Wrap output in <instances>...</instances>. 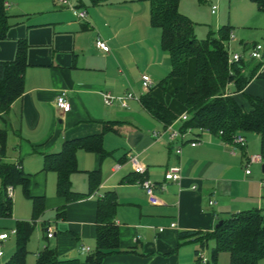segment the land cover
<instances>
[{
  "label": "crops",
  "instance_id": "0c3cea01",
  "mask_svg": "<svg viewBox=\"0 0 264 264\" xmlns=\"http://www.w3.org/2000/svg\"><path fill=\"white\" fill-rule=\"evenodd\" d=\"M8 2L11 26L8 38L0 40V60L15 59L20 39L27 40L29 48L24 93L9 110L0 113V127L7 123L9 134L14 133L18 142L15 158L6 160L18 164L29 177L33 196H45L43 215L54 210V220L41 225L45 238L54 242L62 259L75 260L73 264H95L88 258L91 252L83 248L93 251L96 247L99 200L108 192H113L117 201L115 221L123 252L107 256L101 264H201L197 252L204 248L206 253L210 240L202 247L196 237L181 233H211L229 214L264 207V179L257 168L253 169L263 163L252 164L251 173H246L249 155L261 153L257 133H245L244 146L233 142L226 145L221 136L212 132L200 133L201 143L197 146L171 141L168 134L154 136L155 131L168 125L154 117L142 99L152 96L176 116L169 125L185 127L181 118L186 114L190 117L186 100L195 89L196 60L190 61L187 81L169 77L172 60L162 46V30L151 23L150 0H75L78 8L87 9L86 20H80L75 10L61 7L57 0ZM189 2L180 0L181 12ZM251 2L255 7L251 19L264 26V12ZM246 5L250 8L248 2ZM182 13L191 19L188 13ZM227 24L235 37L229 38L230 50L243 53L244 73L251 75L245 88L233 94L250 109L247 96L264 98V58H251L250 49L257 42L239 29L236 33L229 21L224 25ZM98 37L106 40L109 52L96 46ZM232 44L238 45V50H232ZM145 74L152 79L149 89L142 78ZM64 91L72 104L69 112L56 107L57 96ZM128 92H134L136 98L128 99L124 105L122 99ZM107 94L113 97L112 104L106 103ZM105 125L110 129L104 133V156L85 148L77 150L79 170L71 176L72 188L87 195L67 202L57 193V173L44 169L45 155L59 152L68 140L101 134ZM136 131L153 139L138 153L148 167L146 175L160 185L158 194L163 203L159 205L148 201L139 183L141 176L127 161L129 153L137 152L127 140ZM111 135L124 137L127 142L109 147ZM180 144L179 154L176 150ZM171 166L181 167V180L165 179ZM95 170L100 172V181L92 189L89 172ZM27 199L33 210L32 200ZM212 199L216 204H210ZM14 209L13 205V214ZM15 215L31 220L30 215ZM51 226L54 236L49 238ZM9 234L1 241L3 250L12 235L16 236L13 231ZM15 249L16 246L12 253ZM4 256L5 253L0 256V264L11 258ZM208 258V264H213L212 254ZM218 261L229 264V253L222 252Z\"/></svg>",
  "mask_w": 264,
  "mask_h": 264
},
{
  "label": "trees",
  "instance_id": "16d2710c",
  "mask_svg": "<svg viewBox=\"0 0 264 264\" xmlns=\"http://www.w3.org/2000/svg\"><path fill=\"white\" fill-rule=\"evenodd\" d=\"M7 1L0 0V40L8 38L11 26L5 7ZM253 1L264 12V0ZM150 2L151 23L162 30V46L172 60L169 77L187 81L190 61L193 58L196 60L195 89L186 100L190 118L185 122V127L209 128L213 134L229 142L239 133H257L260 136V154L264 158V98L247 96L251 108L246 109L233 94L245 88L251 75L246 76L244 73V59L240 62H232L230 59V25H224L218 33L200 39L195 34L194 22L180 11V0ZM28 48L27 40L20 39L15 59L0 60V113L9 110L12 103L24 93ZM142 102L154 117L166 125L176 118L169 108L150 95L145 96ZM109 129L105 125L101 134L68 140L59 152L45 155L44 169L57 173V193L65 197L67 202L87 195L75 192L72 188L71 176L79 170L77 150L85 148L104 156V133ZM8 134L9 125L6 123L0 127V217L13 214V197L7 193L8 186L21 184L25 195L33 202V218L17 221L16 249L5 264H27L28 241L37 220L45 211V196H33L30 193L29 177L24 175L18 164L6 160ZM99 181V170L89 172L92 189ZM116 207L113 192H108L99 200L96 247L88 257L95 264H101L109 255L123 252L119 226L115 221ZM64 211L65 207L62 213ZM220 220L223 223L211 233L183 232L181 235L196 237L202 247L214 239L213 264H219L218 258L222 252L229 253V264H264V207L232 213ZM73 261L62 259L55 247L46 246L38 253L36 264H73Z\"/></svg>",
  "mask_w": 264,
  "mask_h": 264
},
{
  "label": "rangeland",
  "instance_id": "374dc122",
  "mask_svg": "<svg viewBox=\"0 0 264 264\" xmlns=\"http://www.w3.org/2000/svg\"><path fill=\"white\" fill-rule=\"evenodd\" d=\"M218 5V11L216 14H213L211 11V5H209L205 0H190L186 7L182 8V12L188 13L191 17L192 21L195 24L196 35L199 38H207L211 34H216L218 29L228 23V21L232 24L236 33H238V29L243 34H250L252 36L251 41L254 40V43L264 44L263 36H264V26H259L255 20L251 19L253 17V12L255 11V7L251 0H214ZM185 2V1H184ZM246 2L250 4V8L247 7ZM251 16H247V15ZM255 15V13H254ZM259 41V42H258ZM232 50H238V45L232 44ZM241 53V52H240ZM117 135H111L108 139V146L112 148H117L121 144L120 142H127L124 137H119ZM122 140V141H121ZM16 136L14 133L8 135L7 139V148L6 155L8 158L12 159L16 156L15 147L17 145ZM260 154V153H256ZM257 168L258 172L262 175L264 179V172L262 166H254L253 169ZM2 182L0 180V188ZM15 192L13 195L14 200V212L22 217L24 215H30L29 219L33 218V210L32 204L29 199H27L23 186L21 184H17L15 186ZM17 208V209H16ZM13 214L11 217L2 218L0 224V231L2 233H10L15 230V226L17 224V219L21 220L23 218H16L17 216ZM39 221H37L36 227L33 230L29 241H28V256H27V264H36L37 256L36 253L38 251L43 250L46 246L53 247L54 242L52 240L48 241L45 238V232L42 228V223L47 221H53L55 217L54 210L49 209L45 212ZM24 220V219H23ZM16 236L12 235L11 239L5 244L4 247V257H11L13 254V249L16 246ZM215 245V240L211 239L209 241V245L206 248V253L208 256L212 254V248ZM12 253V254H11Z\"/></svg>",
  "mask_w": 264,
  "mask_h": 264
},
{
  "label": "built area",
  "instance_id": "2783aa9c",
  "mask_svg": "<svg viewBox=\"0 0 264 264\" xmlns=\"http://www.w3.org/2000/svg\"><path fill=\"white\" fill-rule=\"evenodd\" d=\"M57 1L61 7L70 8V9L75 10L80 20L87 19V16H88L87 9L78 8L75 0H57ZM206 1L211 3L212 12L216 13L218 11V5L214 3L212 0H206ZM5 7L6 8L10 7V3L8 1L6 2ZM234 38H235L234 35L231 33L230 40H233ZM96 46L105 52H109L111 50L106 40H104L102 37H98L96 39ZM229 48H230V44H229ZM249 55L251 58L255 60H263L264 45L261 43L254 44L250 49ZM230 59L232 62H240L242 59H244V55L243 53L233 52L230 50ZM142 78L145 81V88L149 89L152 85L151 77L145 74L142 76ZM131 98H136L134 92H128L125 95V97L122 99V101H124V105H127V100ZM106 103L108 104L113 103V97L110 94L106 95ZM56 107L63 112H69L71 110L72 104L69 98L67 97V93L65 91L60 93L57 96ZM189 118H190L189 115L186 114V115H183L181 119L182 121L186 122L189 120ZM204 132L211 133V130L209 128H193L190 126L184 127L182 125L171 124L160 131H155L154 136L161 137L164 134H168L171 141L179 140L182 143L187 142V143H190L192 146H197L198 144L201 143L199 134L204 133ZM220 134H223V131H220ZM223 142L226 145L233 142L241 146H244L246 145L247 139L243 133H239L233 137V140L231 142L225 141V140H223ZM176 151L179 154L182 152L181 144L177 147ZM127 161L131 165L133 172L141 176L139 183L143 187L146 193V196L148 198V201L153 205H159L163 203L162 198L158 194V188L160 187V185L157 182L150 179L146 175L148 172V167L140 159L139 153L135 151L129 153L127 157ZM254 163H264V158L262 154L249 155L247 159V167H246L247 174L251 173V165ZM116 167H120V164H117ZM181 178H182V170L180 166H171L167 169L165 173L166 180L179 181L181 180ZM262 185L264 187V180L262 181ZM161 187L163 188L164 185L162 184ZM7 193L10 197H13L14 187L12 185L8 186ZM210 204L212 205L216 204V200L215 199L210 200ZM13 232L15 233L16 231L14 230ZM9 235H10L9 233L0 234V256L4 255V250L2 247L1 241L9 238ZM53 236H54V228L52 226L48 227L47 237L51 238ZM83 251L86 253H90L91 249L89 247H84ZM197 257L201 264L209 263V258L206 255L204 248L198 250Z\"/></svg>",
  "mask_w": 264,
  "mask_h": 264
},
{
  "label": "water",
  "instance_id": "95a60500",
  "mask_svg": "<svg viewBox=\"0 0 264 264\" xmlns=\"http://www.w3.org/2000/svg\"><path fill=\"white\" fill-rule=\"evenodd\" d=\"M128 143L132 148H134L137 152H142L148 145L153 142V139L150 136H147L142 131H136L132 134H129L127 137ZM264 171V163L262 165ZM223 223V220H220L216 227H219Z\"/></svg>",
  "mask_w": 264,
  "mask_h": 264
}]
</instances>
